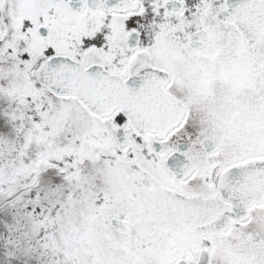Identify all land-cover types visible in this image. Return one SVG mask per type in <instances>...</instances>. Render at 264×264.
<instances>
[{
	"label": "snow or ice",
	"instance_id": "obj_1",
	"mask_svg": "<svg viewBox=\"0 0 264 264\" xmlns=\"http://www.w3.org/2000/svg\"><path fill=\"white\" fill-rule=\"evenodd\" d=\"M0 264H264V0H0Z\"/></svg>",
	"mask_w": 264,
	"mask_h": 264
}]
</instances>
